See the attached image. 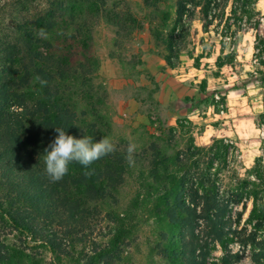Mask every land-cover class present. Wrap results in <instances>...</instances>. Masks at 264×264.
I'll use <instances>...</instances> for the list:
<instances>
[{"label":"rangeland","instance_id":"obj_1","mask_svg":"<svg viewBox=\"0 0 264 264\" xmlns=\"http://www.w3.org/2000/svg\"><path fill=\"white\" fill-rule=\"evenodd\" d=\"M174 1L163 0L154 11L146 9L141 0H103L98 16L85 19L92 36L90 51L98 62L90 76L91 84L100 92L94 100L102 102L98 138H111L116 150L126 154L128 145L135 144L134 163L127 160L121 183L114 191L108 189V198L87 203L85 208L89 207L90 214L85 215L86 223L71 230L47 224L46 212L35 208L39 198L26 196L17 201L0 185V204L16 211L20 223H29L37 233L16 228L0 217V254H11L12 259H21L24 264H51L55 256L41 241L55 238L68 252L67 256L61 255V264H182L180 257L172 255L179 244L169 247V240L162 237L167 236L168 227L155 222L151 203L133 207L136 194L146 192L140 189L141 177L148 176L154 161L163 160L162 155L152 157L150 144L157 143L162 154H172L191 142L203 146L211 138H225L237 149L239 172H243L240 167L249 168L258 158L264 162V0H257L256 30L221 34L222 26H211L208 33H202L195 20L184 36L182 50L172 59L174 67H164L153 76L140 69L145 52L142 43L148 39L149 51L168 55L162 44L155 45L149 24L152 16L161 17L164 12L173 17ZM77 2L0 0V49L3 43L19 37L18 45L24 53L27 50L22 42L32 40L31 48L40 53L62 54L71 34H76L77 28L85 31L80 26L85 22L83 16L81 20L77 15L70 19L66 10L77 6ZM46 12L53 24L49 32L43 29ZM102 14L110 19L118 17L122 28L108 24ZM37 21L42 28L37 27ZM167 26L169 29L170 23ZM40 30L46 35H40ZM157 30L165 39L167 31L162 25ZM3 62L5 58L0 57V69ZM33 85L27 86L29 94L38 90ZM130 98L139 102L125 106L129 112L122 111L121 106ZM177 121L185 127L178 128ZM170 128L177 134L167 143ZM148 181L150 177L145 183ZM93 206L97 207L95 212ZM122 226L127 234L109 249L114 232ZM214 255L220 256L219 250ZM238 264L253 263L247 256Z\"/></svg>","mask_w":264,"mask_h":264},{"label":"trees","instance_id":"obj_2","mask_svg":"<svg viewBox=\"0 0 264 264\" xmlns=\"http://www.w3.org/2000/svg\"><path fill=\"white\" fill-rule=\"evenodd\" d=\"M162 1L142 0L146 9L154 11ZM77 3L66 10L70 19L77 15L81 20L83 16L85 22L80 26L85 31L77 28L62 54L40 53L31 48L32 40L22 42L27 50L24 53L18 45L19 37L3 43L0 49V57L5 58L0 69V185L17 201L26 196L39 198L35 208L46 212V223L64 225L70 230L86 223L85 215L90 214L89 207L85 208L87 203L108 198V192L117 188L127 162L126 152L116 150L87 169L77 162L70 163L67 175L58 182H52L44 171L43 152L57 135L54 127L65 128L68 135L77 139L91 136L94 142L99 140L97 125L102 102L94 100L100 92L91 84L98 62L90 51L92 36L85 19L98 16L104 2ZM256 4L257 0H175L174 19L170 12L152 16L149 32L155 45L165 48L168 55L162 57L173 68L172 59L182 50L184 36L195 20L202 33H208L211 26H222L221 34L256 30ZM44 16L43 29L49 32L51 17L47 12ZM101 17L122 28L118 17ZM36 25L42 28L38 21ZM159 25L167 31L165 39L159 36ZM31 83L38 90L29 94L27 86ZM176 126L185 127L179 121ZM176 132L169 129L167 143H171ZM149 148L154 159L162 155L163 160L154 161L148 176L141 177L140 189L146 192L136 194L133 207L151 203L155 222L168 227L167 236L162 237L169 240V247L179 244L172 255L180 257L182 264H238L247 256L253 264H264L262 158L254 160L249 168L240 167L243 172H239L237 149L225 138H211L203 146L191 142L181 152L172 154H162L154 142ZM85 171L91 175L85 176ZM149 177L151 182L145 183ZM41 202L45 204L43 208L39 206ZM92 210L95 212L97 207ZM0 217L16 228L34 232L29 223H20L16 211L6 210L2 204ZM126 234L123 226L118 228L109 249H114ZM41 242L55 256L51 264H61V255H68L66 246L58 245L55 238H42ZM216 250L220 256L214 255ZM0 264L24 263L4 253L0 254Z\"/></svg>","mask_w":264,"mask_h":264},{"label":"clouds","instance_id":"obj_3","mask_svg":"<svg viewBox=\"0 0 264 264\" xmlns=\"http://www.w3.org/2000/svg\"><path fill=\"white\" fill-rule=\"evenodd\" d=\"M39 34L46 35L43 30H40ZM54 128L57 135L43 152L44 171L52 182L63 179L72 162H77L87 169L95 161L116 151V146L109 137L94 142L91 136L77 139L68 135L65 128ZM135 150L136 145L130 143L127 147V160L130 164L134 163L132 157ZM84 175L90 176L91 172L85 171Z\"/></svg>","mask_w":264,"mask_h":264},{"label":"crops","instance_id":"obj_4","mask_svg":"<svg viewBox=\"0 0 264 264\" xmlns=\"http://www.w3.org/2000/svg\"><path fill=\"white\" fill-rule=\"evenodd\" d=\"M142 1V0H141ZM149 45V40L146 39L144 41V44L142 43V52L145 51L142 54L141 60H142V64L140 66H142V70L145 71V73L148 74H152L153 76L156 75V73L158 72V70H161L164 67H168L163 59L162 56H158L157 54L149 51V48H147ZM146 47L143 49V47ZM108 77H112L111 74H108ZM123 102V101H122ZM127 103L124 106H121V110L124 112H129L130 108L126 109L125 106L128 105L131 106V104L136 105V102H139L138 100H136L135 98H130L126 101ZM136 109V108H135Z\"/></svg>","mask_w":264,"mask_h":264}]
</instances>
